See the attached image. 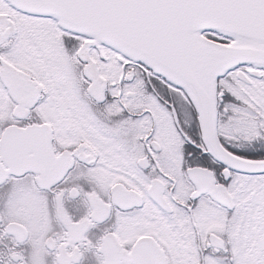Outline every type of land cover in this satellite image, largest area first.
Returning a JSON list of instances; mask_svg holds the SVG:
<instances>
[{
    "label": "snow or ice",
    "instance_id": "1",
    "mask_svg": "<svg viewBox=\"0 0 264 264\" xmlns=\"http://www.w3.org/2000/svg\"><path fill=\"white\" fill-rule=\"evenodd\" d=\"M0 264H264V0H0Z\"/></svg>",
    "mask_w": 264,
    "mask_h": 264
}]
</instances>
